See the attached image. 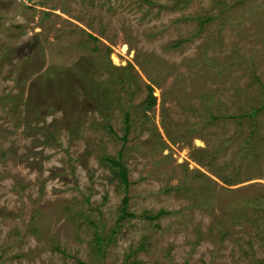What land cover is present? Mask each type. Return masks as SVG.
<instances>
[{
    "label": "rangeland",
    "instance_id": "1",
    "mask_svg": "<svg viewBox=\"0 0 264 264\" xmlns=\"http://www.w3.org/2000/svg\"><path fill=\"white\" fill-rule=\"evenodd\" d=\"M0 264H264V0H0Z\"/></svg>",
    "mask_w": 264,
    "mask_h": 264
},
{
    "label": "trees",
    "instance_id": "2",
    "mask_svg": "<svg viewBox=\"0 0 264 264\" xmlns=\"http://www.w3.org/2000/svg\"><path fill=\"white\" fill-rule=\"evenodd\" d=\"M207 19H209V17H207ZM90 38L92 39V40H94V41H96L97 39H95V38H93L91 35H90ZM147 89H148V92H149V95H148V97H147V101H146V104H147V106H153L154 104H155V102H156V98L152 95V91H153V89H152V87L151 86H147ZM261 108L262 107H260V108H254V109H252L251 111H249V112H247V113H244V114H241V115H230L229 117H235V118H237V117H254L260 110H261ZM125 119H126V123H127V121H128V115L126 114L125 115ZM126 130H128V129H126ZM248 144V143H247ZM241 152H237L236 153V155H238V154H240ZM247 153L248 152H246V151H244L243 152V154L244 155H247ZM237 157V156H236ZM105 160H108V161H110V162H112L113 164H115L116 166H119V167H122V165L118 162V161H116V160H111L110 158H106ZM240 165L238 164L237 166H235L234 168H235V172L237 173V172H239L238 170L240 169V167H239ZM121 176L123 177V179H125V176H126V173H125V170L122 168V171H121ZM231 183L229 182V185H230ZM125 203H126V201H125ZM101 240H102V238L99 236V235H97L96 236V241H97V243L98 244H100L101 243Z\"/></svg>",
    "mask_w": 264,
    "mask_h": 264
}]
</instances>
